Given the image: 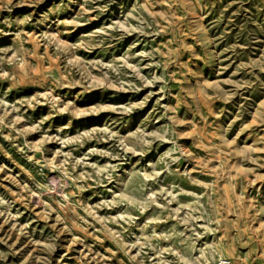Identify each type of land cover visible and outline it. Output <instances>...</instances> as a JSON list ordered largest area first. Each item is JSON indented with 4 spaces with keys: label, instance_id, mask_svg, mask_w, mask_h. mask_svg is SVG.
I'll return each mask as SVG.
<instances>
[{
    "label": "clouds",
    "instance_id": "9594fccd",
    "mask_svg": "<svg viewBox=\"0 0 264 264\" xmlns=\"http://www.w3.org/2000/svg\"><path fill=\"white\" fill-rule=\"evenodd\" d=\"M0 264H264V0H0Z\"/></svg>",
    "mask_w": 264,
    "mask_h": 264
}]
</instances>
